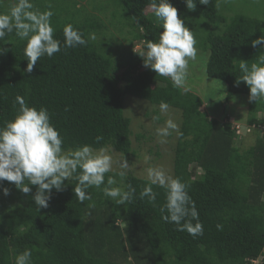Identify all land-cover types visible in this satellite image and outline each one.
<instances>
[{
    "label": "trees",
    "instance_id": "obj_1",
    "mask_svg": "<svg viewBox=\"0 0 264 264\" xmlns=\"http://www.w3.org/2000/svg\"><path fill=\"white\" fill-rule=\"evenodd\" d=\"M114 1L116 10L104 11L115 29L107 36L106 21L95 14L102 9L88 0H32L40 11L51 5L54 38L61 41V51L41 57L27 73L26 42L15 32L0 40V48L7 49L0 55V126L14 118L19 107L16 97L21 96L29 106L48 109L64 139V151L88 144L95 149L110 146L127 155L132 129L123 113L125 96L168 103L181 111L173 177L189 185L204 233L193 237L162 220L164 190L153 186L159 193L154 203L140 199L148 181L130 172L124 183H131L136 194L125 205L108 201L95 188L88 189L92 200L81 204L73 191L77 181L70 179L62 191L53 189L48 207L39 210L33 200L37 186L24 194L3 181L0 264H15L16 255L25 249L32 251V264H254L256 260L264 264V102L248 99L242 126L244 130L248 126L247 133L255 128L257 136L249 147L241 148L236 141L247 134L240 123L236 128L237 123L201 111L200 96L174 88L170 79L145 67L141 51L134 50V40H141L144 50L145 40L155 41L163 31L150 0ZM218 1L201 5L196 0V9L189 11L183 0H169L194 37L199 33L195 26L208 23L221 28L220 33L205 34L206 73L229 85L227 99L237 93L249 98L246 83L237 84L238 65L240 60L256 62L261 46L252 47V41L264 35V18L247 13L228 17ZM11 2L0 0V12H6ZM69 23L83 33L86 45L64 48L63 27ZM123 40L128 41L125 48ZM98 136L103 140L97 142ZM116 173L106 174L105 181L112 175L119 182Z\"/></svg>",
    "mask_w": 264,
    "mask_h": 264
},
{
    "label": "clouds",
    "instance_id": "obj_2",
    "mask_svg": "<svg viewBox=\"0 0 264 264\" xmlns=\"http://www.w3.org/2000/svg\"><path fill=\"white\" fill-rule=\"evenodd\" d=\"M183 2L189 11L196 9V0ZM210 2L199 0L201 5H209ZM149 7L163 31L155 41L145 40L144 50L138 55L143 58L145 67L170 79L174 88L187 91L189 61H195L198 52L193 31L185 26L177 8L169 0H150ZM53 15L51 5L40 11L32 0H13L6 12H0V40L15 32L19 40L26 42L23 54L27 59V73L32 72L41 57L51 58L61 51V41L54 38L55 29L51 24ZM63 38L66 49L87 44L83 33L70 23L63 27ZM89 38L95 40L96 36L91 34ZM257 46H261V51L257 54L256 62L249 65L240 60L238 67L241 75L237 78V84L241 81L246 83L250 90L249 102L259 103L264 102V35L252 41V47ZM6 51L0 48V55ZM16 104L19 107L14 118L0 126V182H11L24 194L31 192L30 186H37L33 200L39 210L48 207L52 190L62 191L65 181L70 179L77 181L73 191L81 204L92 200L89 188L102 191L104 197L116 205L132 201L136 189L131 183H124L129 171L125 157L116 173L120 177L119 182L112 175H108L105 181L106 174L114 170L113 149L110 146L95 149L83 144L64 151V139L51 122L47 108L29 106L21 96L16 97ZM159 108L162 113H167L169 104L162 101ZM173 131L178 132V125L171 118L156 130L162 143L165 142L163 138ZM101 140L102 136L96 137L97 142ZM150 159V156H144L145 163ZM25 181L28 183L25 184ZM147 181L139 193L140 199L147 197L149 202L154 203L159 193L153 190V186L163 189L165 203L160 209L162 220L174 224L177 231H186L193 237L203 235L204 227L195 201L189 195L188 184L167 174L161 167H148ZM3 193L8 195L9 189L4 188ZM217 228L222 229V225L218 224ZM15 264H32V251L25 249L17 254Z\"/></svg>",
    "mask_w": 264,
    "mask_h": 264
},
{
    "label": "rangeland",
    "instance_id": "obj_3",
    "mask_svg": "<svg viewBox=\"0 0 264 264\" xmlns=\"http://www.w3.org/2000/svg\"><path fill=\"white\" fill-rule=\"evenodd\" d=\"M88 1H90L91 5L93 4L95 8L100 7V10L102 9V12L107 15L108 12L113 13L116 10L114 0ZM82 2L83 4H86L85 1ZM218 7L221 11L224 9L223 13L228 17L231 15L233 16L236 13H247L252 16L264 18V0H219ZM148 9L150 10V8ZM102 12L99 11V13L95 14H100L102 19L106 21L105 25L107 28L104 30L105 34H107V36L109 34L114 35L115 29L108 22L109 15L104 19ZM191 20L192 19H189V23ZM195 28L199 31V33L195 36L198 52L197 59L195 61H189L187 88L189 91H192L202 98L203 104L199 107L201 111L205 110L209 116L222 118V120L231 121L232 123L240 122V125L244 130L243 123L248 115V95L237 93L227 99L229 85L218 78L208 76L206 73V62L209 51L208 49H204L206 39L205 34L208 31L220 33L221 28L208 23H205L204 26H195ZM189 30L191 29L189 28ZM114 42L117 41L114 40ZM134 43V50L143 51L141 40H134ZM127 44L128 41L123 40L124 48ZM123 113L130 119V129H132V142L130 150L133 153L130 151L129 154L123 155L113 150L111 152L114 161L113 172H118L120 170L119 165L125 157L129 163L128 173L130 172L134 175L147 179L148 167H161L167 174L173 177L174 145L177 132L173 131L171 135L163 138L165 142L162 143V138L157 135L156 130L159 127H163L165 125V121L169 118L177 123L179 130L181 126V111L169 106V111L167 113H162L158 104L151 103L147 99L126 95L124 98ZM157 117L158 119H156ZM247 128L248 126L245 125V132ZM251 131L252 132H246L247 136L242 138V140L237 139L236 144L241 148L249 147L250 144L255 141L257 136L255 128ZM142 133L145 136L139 138L138 134ZM145 155L151 157L148 163L144 162ZM254 264H259L258 260H256Z\"/></svg>",
    "mask_w": 264,
    "mask_h": 264
}]
</instances>
